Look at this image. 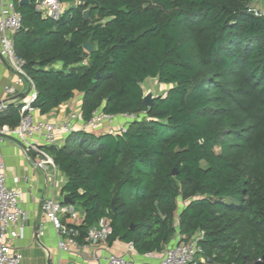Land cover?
<instances>
[{"label": "trees", "instance_id": "1", "mask_svg": "<svg viewBox=\"0 0 264 264\" xmlns=\"http://www.w3.org/2000/svg\"><path fill=\"white\" fill-rule=\"evenodd\" d=\"M257 1L264 5L62 0L69 7L54 20L37 11V0H15L23 20L13 40L37 91L36 110L46 115L79 92L84 120L96 111L145 114L124 134L76 131L46 148L67 177L63 193L76 215L63 225L79 231L80 244L106 217L109 241L132 243L140 255L203 231L209 264L262 260L264 11ZM149 80L167 87L152 107L144 101ZM20 111L9 104L0 129H15Z\"/></svg>", "mask_w": 264, "mask_h": 264}, {"label": "built area", "instance_id": "2", "mask_svg": "<svg viewBox=\"0 0 264 264\" xmlns=\"http://www.w3.org/2000/svg\"><path fill=\"white\" fill-rule=\"evenodd\" d=\"M66 10L62 0H37V11L44 18L57 20ZM23 16L15 6V0H0V57L7 61L17 76L14 85L5 88L6 93L13 97L17 94L16 86L28 84L33 92L31 98L21 103V121L15 129L1 128L0 139L6 135L19 140L24 154L35 164L36 168L47 172L51 167L57 168L54 157L47 151V147L59 146L69 135L76 131L96 132L104 123L113 124L118 117H124L131 122L141 121L145 114L114 116L102 111L94 112L90 120H84L77 114L71 115L66 122H48L34 117L36 109L33 103L37 98L35 86L25 71V61L17 54L14 36L22 27ZM9 103L0 104V113L7 109ZM81 121V125H77ZM127 132V125L117 130V134ZM22 192L12 189L8 185L6 166L0 148V264H21L23 255L14 246L19 237V228L26 219V213L21 208ZM43 214L50 220L57 230L60 240L59 248L66 250L69 245L82 246L77 240L78 230L63 225L68 215L74 217L76 211L72 206L65 205L54 199L44 200L41 204ZM113 235L112 222L103 217L92 225L84 237L83 245H97L107 242ZM205 233L199 231L195 235L181 237L177 235L174 245L165 247L161 251H150L143 254L145 260L140 264H209L204 255L201 242ZM68 238L65 241L63 238ZM134 246L129 243V251L123 256L109 254L107 264H138L130 259Z\"/></svg>", "mask_w": 264, "mask_h": 264}, {"label": "crops", "instance_id": "3", "mask_svg": "<svg viewBox=\"0 0 264 264\" xmlns=\"http://www.w3.org/2000/svg\"><path fill=\"white\" fill-rule=\"evenodd\" d=\"M65 7L68 9L69 4H65ZM60 67L61 65H56V68ZM16 82V74L7 61L0 57V104L8 102L9 104L19 105L31 98L33 90L28 84L16 86L17 94L13 97L6 93L5 88L14 85ZM158 85L159 87L161 86L162 90L167 88L159 83ZM152 92L149 88L145 90L146 95ZM153 96L155 97L156 95L153 93ZM81 106L82 94L76 92L69 102L46 115H42L36 110L34 117L53 123L66 122L73 114L82 116ZM130 123L132 122L124 117H118L113 124L104 123L97 133L98 135L116 133L121 127L128 126ZM77 125H81V121ZM18 142L19 140L16 137L9 135L0 139L8 185L12 189L21 190L20 205L26 213V219L19 228V237L14 241V246L23 255L21 264H107L106 257L109 254L117 256L126 254L129 251V243L122 240L113 242L108 240L97 245L82 244L79 247L69 245L66 250L59 248L60 236L50 220L43 214L41 204L44 200L49 199L65 204L64 200L67 197L63 193V188L68 181L67 177L58 167H51L47 172L36 168L32 160H29L24 154ZM63 144L62 142L58 147ZM65 205L72 206L71 203ZM79 214L82 213L80 212ZM63 239L65 241L68 240L66 237ZM176 242L177 236L166 244L164 248L174 245ZM129 258L138 264L145 260L144 256L138 254L135 249H133Z\"/></svg>", "mask_w": 264, "mask_h": 264}, {"label": "rangeland", "instance_id": "4", "mask_svg": "<svg viewBox=\"0 0 264 264\" xmlns=\"http://www.w3.org/2000/svg\"><path fill=\"white\" fill-rule=\"evenodd\" d=\"M255 7H256V10H258V11H264V5L262 4L261 1H257L255 3ZM144 87H145V90L146 89L148 90V88H149L150 91H153L152 93H149L152 96H153V93L156 95L155 97L153 96V98H156L157 96H160V95H164L165 92L167 91V88L163 87L165 89L162 90L161 86L159 87L158 82L152 81V80H149L148 82H146Z\"/></svg>", "mask_w": 264, "mask_h": 264}, {"label": "water", "instance_id": "5", "mask_svg": "<svg viewBox=\"0 0 264 264\" xmlns=\"http://www.w3.org/2000/svg\"><path fill=\"white\" fill-rule=\"evenodd\" d=\"M29 2H30V0H21V1H20L21 4H28ZM88 14H89L88 11L85 12V17H87ZM86 50H87V51H90V50H91V45H90V44H87V45H86ZM144 101H145V103H146V105H147L148 107H152L153 102H154V98H153V96H152L151 94H147V95L145 96V98H144ZM175 174H176V173H175V171H174L173 175H175ZM64 202H65V204H69V203H70L69 198H65ZM255 264H264V256H263L262 260L256 262Z\"/></svg>", "mask_w": 264, "mask_h": 264}]
</instances>
